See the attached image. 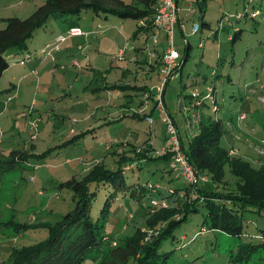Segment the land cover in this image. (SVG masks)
<instances>
[{
  "label": "rangeland",
  "instance_id": "1",
  "mask_svg": "<svg viewBox=\"0 0 264 264\" xmlns=\"http://www.w3.org/2000/svg\"><path fill=\"white\" fill-rule=\"evenodd\" d=\"M23 2L25 0H0V28L5 25L4 18L11 15L26 18L38 4L33 6L34 3L26 2V5L23 6L21 5ZM193 6L195 10L196 4H193V0L180 1V12L182 10L185 27L184 30H180V28L175 30V45L182 57L186 47L184 34L188 35L193 31L195 15ZM263 7L264 2L262 1L260 8L263 13L255 19L249 20L248 17H242L224 21L225 24L236 22L243 29L242 36L236 42H232L227 39L228 33H232L233 30L232 28L228 30V25H225L227 29L217 31L215 38H208L207 34L215 32L221 19L226 20L224 15L236 14L239 11H245L246 8L249 11L252 9V3L250 0H208L206 9L211 12L212 23L215 25L210 29L204 27L199 33L195 35L192 33V36L188 37L192 45L188 62L182 71H177L178 73L169 80L165 91V103L167 102L168 111L172 116L176 110H179V100L186 101L179 94L190 92L191 86L188 85L197 75L211 72L216 68L215 78H208V81L202 83L198 88L204 89L206 84H216L215 89L218 91L216 93L220 101L218 115L222 119L225 129L220 145L229 150L230 156L242 157L257 170L264 166ZM85 14L88 17L77 20L85 28L90 23L101 22L107 25L113 23L112 21L106 23L108 20L104 16L95 18L90 17L91 12H85ZM118 19L113 15L110 16V20ZM125 25L128 32L134 29L130 34L129 44L124 34L127 31L124 33H122L123 31H120L121 33L107 32L106 37L112 38V40H105L102 45H98L95 41L80 47L79 43L82 39L80 37L70 39L72 36L61 42L60 50L67 44L75 43L76 49L73 55H76L75 59L80 62V65L73 64L74 58L61 61L59 56L56 57L57 51H55L54 57L47 54L42 56L32 72L28 71V66L23 65L22 67L19 62L5 70L0 77V159L3 158L1 153L8 155L12 150L27 151L32 157L33 153H42L53 145L63 142L71 131V119L80 120L89 116L85 110L92 114L91 117L95 120L106 114L105 110L109 109L107 105L99 110L93 108L102 103V100L95 98V84L90 80L96 74L103 75L110 70L107 78L108 80L112 78L111 81H113L114 74L117 73L116 70L121 72V70L127 69L125 55L129 53L134 41L133 33L137 30L138 25L134 19H128ZM218 35L219 37H217ZM164 37V33L161 32L160 41ZM211 40H213V44H211ZM148 43L152 44V41ZM121 50H124V56L121 55ZM27 54L28 61H30L29 59L33 58L34 54L31 52ZM155 64L158 66V63ZM152 67L154 68V65ZM68 70L69 72L65 73ZM24 73L27 74L21 76ZM77 75H79V81L76 82ZM126 76L127 74L121 75L119 81L126 83ZM152 77L154 82L148 81L150 89L160 83V81L158 84L155 82L157 81L156 74ZM129 83L133 84L134 81H129ZM133 89L130 85L126 86V90L129 92H133ZM122 90H125V87L118 88L114 85L111 91H115L117 96H121ZM146 93L144 91L142 95L144 100L149 99L145 97ZM139 113L149 114V111L147 108L141 107ZM212 113L216 115V112ZM64 115L66 116L65 120H63ZM147 116L144 118L145 121ZM151 116L153 123L160 120L158 113ZM175 117L178 115L175 114ZM144 120L141 122L128 120L129 124L120 127L117 132L131 135L133 127L136 125L147 128L148 124ZM160 139V137L157 138L158 141ZM143 142L139 143L142 149L145 147L144 143H149ZM184 143L187 145L188 141L185 140ZM123 144L124 147L128 145L127 142ZM96 145L99 147L95 152L99 151V153L95 156H91L92 154H89L88 150L78 148L69 152V161H65V155L47 158L41 162L42 165H39L36 160H30V163L26 160L25 169H20L21 171H12L8 174L0 172V264L8 258L12 248L36 243L47 236L46 230H36L30 228L29 225L48 220L55 221L61 215L74 209V193L71 188L62 186L61 183L72 177L82 179L84 170L89 171L94 165L101 163L99 159L95 158L103 157L105 145L103 146L101 143ZM114 152L110 160H106L107 167L116 166L119 156L116 150ZM169 164L170 162L168 163L166 160L150 161L135 173L128 171L126 173L127 182L132 184L139 180L141 183L149 181L152 184L161 182L163 185H169V183L182 185V179L170 182L169 175L162 167ZM163 173L167 175L166 178H163ZM202 174L206 175L208 180L199 179L200 187L219 188L217 184L210 182V176L207 173ZM225 180L226 183H218V185L222 187L223 184V189L228 190L237 188L236 179L231 174L229 167H226ZM111 192H114V188L111 186L101 185L99 187L91 209V216L94 220L99 219L101 209ZM118 196L111 202V215L104 231L115 235V240H118L133 234L140 226L149 228L145 225L144 217L139 216L141 211L129 193L119 192ZM205 218H207V209L200 206L198 212L190 215L188 220L174 231L172 237L164 241L160 250L161 259L163 254H166L167 264H231L230 251L236 249L244 237L209 230L208 225L204 223ZM16 223L25 226L19 234ZM143 233L144 236L149 237L152 231L145 230ZM113 243L116 245V242ZM99 254L98 252L91 254L90 259L83 264L98 263L97 261L102 256Z\"/></svg>",
  "mask_w": 264,
  "mask_h": 264
},
{
  "label": "trees",
  "instance_id": "2",
  "mask_svg": "<svg viewBox=\"0 0 264 264\" xmlns=\"http://www.w3.org/2000/svg\"><path fill=\"white\" fill-rule=\"evenodd\" d=\"M156 1L43 0L26 18L18 16L4 18L5 25L0 28V77L9 68L11 62L21 63V60L27 57V53L22 56H18L17 53L27 51L38 31L45 29L52 21H62L71 28L80 27L77 20L86 15L85 12L105 18L113 15L121 20L143 21L133 33V36H137L142 31L146 33L153 31ZM207 2L208 0H197L202 28H208L210 25L205 20ZM260 11H256V15L252 13V17L263 13ZM248 13L246 8L245 11H240L229 18L226 16L230 14L224 15L226 20H220L212 36L224 28V21H230L232 18L240 19ZM242 34L243 29L236 30L232 33L230 41L236 42ZM191 50L192 45L187 42L185 54L181 58V67L177 71L183 70ZM207 74L197 75L191 81L188 85L191 86L190 92L182 95L186 101L180 99L178 108L186 114V128L191 134L187 145L182 141L183 150L195 168L201 173H207L210 182L217 184L218 189L202 188L198 185L199 181L190 183L183 178H178L183 180L182 185L175 183L163 185L161 182L152 184L149 181L141 183L139 180L129 184L126 175L128 171L135 173L141 170L144 164L153 160L169 161L170 154L156 155L160 149H155L150 141L143 142L145 146L143 149L141 145L135 143L131 148H126L123 146L124 141H118L116 151L119 158L116 166L110 168L104 163H98L84 174L82 179L72 177L62 182V186L71 188L74 193V209L55 221L48 220L29 225L36 230H46L47 236L36 243L12 248L8 258L1 264H83L95 252L102 255L96 264H167L166 254H163L161 259L162 244L172 237L174 231L187 221L190 215L198 212L200 206L207 209L204 223L208 225L209 230L244 237L236 249L230 251L231 264H264V166L259 170L254 169L247 160L230 156L229 150L220 145L225 129L218 115L219 96L216 95V111H212L213 106L209 100L198 103L209 86L216 88V84H206L204 89L198 88L208 81V78H215L217 69L214 68L209 75ZM142 89L147 93L152 90L146 87ZM215 91L218 92L217 89ZM194 92H198L199 95L195 96ZM212 112H216V115ZM178 130L182 139L179 127ZM87 134L88 132L79 134L42 153H35L36 155L33 153L32 157L27 151L12 150L8 155L1 153L3 158L0 159V172L8 174L23 170L26 160L29 161L28 163L30 160L40 163ZM125 142L128 143L129 140ZM162 167L166 169V166ZM226 167H229L236 179L237 188L234 190L223 189V184L226 183ZM168 169L170 171V168ZM171 175L170 182H173L177 178L172 172ZM166 177L167 175L164 174L163 178ZM218 183H223L222 187ZM101 185L113 187L114 192H111L106 199L99 219L94 220L91 209ZM119 192L129 193L135 200L133 202L141 211V214L138 211L139 216L144 217L145 225L149 228L140 226L133 234L116 241L115 235H110L104 230L111 215V202L119 197ZM16 225L19 234L25 226L21 223ZM145 230H151L152 234L149 237L144 236ZM113 242H116V245H113Z\"/></svg>",
  "mask_w": 264,
  "mask_h": 264
},
{
  "label": "crops",
  "instance_id": "3",
  "mask_svg": "<svg viewBox=\"0 0 264 264\" xmlns=\"http://www.w3.org/2000/svg\"><path fill=\"white\" fill-rule=\"evenodd\" d=\"M43 0H25V2H23L21 5L25 6L26 2H31L34 3V5H37L33 8V10L30 11V14L42 3ZM129 0H126V2ZM180 1L179 0V8H180ZM262 1L264 2V0H250V2L252 3V9L249 10V13L246 14V16L244 17H248L249 20L255 19L257 16L262 15V13L258 14L255 17H252V13L255 14L256 11H260V6ZM193 4H196V8L194 10V6H193V10H194V23L193 26L196 22L200 23V9L199 7L197 8V0H193ZM264 8V7H263ZM248 9V8H247ZM240 12V11H239ZM238 12V13H239ZM262 12V10L260 11ZM237 14V13H236ZM89 15V14H87ZM179 24L177 25V28H180V30H184V18L182 15V10L180 12L179 9ZM230 15H234V14H230ZM14 16V15H11ZM84 17H88L86 15L83 16ZM90 17H101L102 16H95V15H90ZM92 20V19H91ZM89 20V21H91ZM106 20H108L106 23L112 21V25H107V24H102L101 22H97L96 24H92L90 23L86 28L83 27L80 23L79 26L86 32V34H81V35H74L72 36V38H76V37H80L82 40L80 41V47L83 46L87 43L92 44L93 42H97L98 45H102V42L105 40H112V38H107L106 37V33L109 31H114V32H118V33H124V31L126 32L127 28L125 25V22H127L126 20H110V17L106 18ZM205 20L207 22H209V27L207 29H210L211 27H213L215 25V23H212V19H211V12L209 10L206 11L205 14ZM141 20L137 21V25L141 24ZM228 25V30L230 28H232V33H234L236 30L240 29L241 27H239L237 25L236 22H230V24H225ZM224 25L223 29H227L225 28L226 26ZM251 27V25H250ZM69 29V25H67L66 23H63L62 21H52L45 29H40L38 31V33L35 35V37L32 39L31 43L29 44V48L27 49V51L24 52H19L17 53L18 56H22L25 53L31 52L33 53V58L30 59V61H27L25 64L20 63V65L23 67L24 66H28L27 69L29 72H32L33 68H35V66L38 64V62H40L39 60L41 59V57H44V52L43 49L46 48V46L50 43H53L55 38L63 33L66 32ZM203 28L200 27L199 32L202 30ZM134 29H131V32ZM121 31V32H120ZM116 32V33H117ZM131 32L124 33L126 35V40L128 42V44L130 43L131 39H130V34ZM152 31L150 32H140L137 36H133L134 41L132 42V46L130 48V50L128 51V55H125V60L127 62V69L119 72L118 70L117 73L115 72L114 77H113V81H111L112 78H110V80H108L107 76H109L110 74V70L107 71V73L102 74H96L91 80L90 82H94L95 86H94V91H96V94H94L95 98L97 100H102L100 104H97L95 107H93L96 110L101 109L102 107H104L105 105H107L109 107V109H106V114L104 116H102L99 119H93L91 116L92 114H89L86 110L85 113L87 115H89L88 117L85 118H81L80 120H75L74 118L71 119L70 121V125H71V131L69 132V134L67 135V138L63 141L60 142L56 145H60L76 136H78L79 134L88 132L87 135H85L84 137L76 140L73 144H71L70 146H68L67 148H64L62 150H59L56 154H52L50 157H54L57 158L58 156L61 155H65L66 159L65 161H69L70 159L68 158L69 156V152L77 150L78 148H82L83 150H88L89 154H92L91 156H95L97 153H99V151L95 150L97 149V147H99L98 143L103 144V146L105 145V154L103 155L102 158H95V159H99V161L101 163L106 164V160H110L111 155L114 154L115 150L117 149L116 145L118 143V141H127L129 140L128 143H135V144H139L142 141H150V143L153 144V147L155 149H159L162 148L165 145H168L169 143V139H168V135L166 132V127L165 124L162 121V114L157 110L155 103L152 99L150 100H144V98L142 97L145 89H143L144 91H140L142 90L143 87H146L148 89H150V85L148 83V81L154 82L153 80V75L156 74L157 77V82L156 84H158V82L160 81L161 78V73H160V61H161V55L165 49V37L164 39H161L160 43L157 45H152V50L150 52H148L146 50V46L149 42V35ZM198 32V33H199ZM228 32V31H227ZM193 31H191L188 35L184 34V41L185 43L190 42L188 37L192 36ZM232 33L229 32L228 33V40H231V36ZM195 35V34H193ZM205 35V33H204ZM211 36V37H216V34H214L212 36V34H207V37ZM219 37V35L217 36ZM210 38V37H208ZM104 39V40H103ZM213 40H211V44ZM75 43L72 42V44H67L65 45L61 50H56L57 54L56 57L61 58V61H67L70 58H76V55H73L74 50L76 49V46L74 45ZM84 44V45H83ZM191 44V42H190ZM131 45V44H130ZM129 46V45H128ZM128 50V49H127ZM182 57V55H181ZM73 61V60H72ZM18 62H11V65ZM158 63V66L155 64ZM148 64V65H147ZM10 65V66H11ZM152 65H154V68L152 67ZM9 66V67H10ZM9 69V68H8ZM7 69V70H8ZM25 68V70H27ZM117 69V68H115ZM27 71V72H28ZM69 70L65 73H68ZM131 72V73H130ZM210 72V71H209ZM74 73V72H73ZM208 72H205L203 74H201V76L206 75ZM24 73L21 76H25ZM80 74V73H79ZM127 74L126 76V83L119 81V79L121 78V75ZM200 75V74H199ZM181 76V73H180ZM15 78V77H13ZM204 79V78H203ZM124 81V79H122ZM200 80V79H199ZM75 81H79V75H77V77L75 78ZM129 81H134V83H129ZM110 84H112L110 86ZM15 85V84H13ZM11 86V88L13 89L14 86ZM117 86V85H121V86H125V90H122L123 93L121 96H117V94H115V91H111L112 90V86ZM130 85L131 87H133L134 89L132 90L133 92H129V90H126V86ZM168 86V85H167ZM11 89V90H12ZM126 91V92H125ZM125 92V93H124ZM113 93V94H112ZM187 93L182 94V92L179 94L180 95H186ZM121 98V99H120ZM87 102V101H85ZM167 105V102H166ZM141 107L143 108H147L149 111V114H144V113H139ZM168 107V105H167ZM155 113H158L159 115V119L156 122L154 121V123H149L147 122V120L145 121L144 118L147 115H153ZM178 115V117H175ZM175 114H172V116L174 117L176 123L178 124V127L180 129L181 132V136H182V141L184 143L185 140L188 141L189 136H191L190 132L187 130L186 128V114L179 110L175 111ZM133 115L137 116L134 117ZM66 119V116H63V120ZM128 120H135L138 122L141 121H145L146 124H148L147 128L144 127H140L139 125H136L133 127V134L129 135V133H122V132H117V130L124 126L125 124H129ZM91 132V133H89ZM163 136V138H162ZM160 137L161 139L158 141L157 138ZM117 142V143H116ZM127 143V144H128ZM132 143V144H133ZM53 145V146H56ZM102 147V145H100ZM127 147L129 148V144L127 145ZM126 147V148H127ZM51 148V147H50ZM33 153V152H32ZM39 154V153H36ZM4 155V154H3ZM47 159V158H46ZM45 159V160H46ZM44 161V160H43ZM169 163V161H168ZM39 165H42L41 162L39 163ZM111 168V167H110ZM113 168V167H112ZM169 165L166 166V169L164 171L167 172V174L171 177V172L169 171ZM163 171V172H164ZM88 171L84 170V174H86ZM165 173H163L164 175ZM172 178V177H171ZM52 214V213H51ZM4 240V239H3Z\"/></svg>",
  "mask_w": 264,
  "mask_h": 264
},
{
  "label": "built area",
  "instance_id": "4",
  "mask_svg": "<svg viewBox=\"0 0 264 264\" xmlns=\"http://www.w3.org/2000/svg\"><path fill=\"white\" fill-rule=\"evenodd\" d=\"M179 0H157L156 1V18L155 26L151 34L149 35V42L152 41V45H157L160 43L159 36L161 32L165 36V49L161 55V79L158 86L153 88L150 93H146L147 100L152 99L156 105L157 110H159L163 116L162 121L165 124L166 132L169 135L168 145L161 148L158 154H170V164L169 168L173 175L178 178H183L184 180L195 183L199 179L207 181L206 175L202 174L195 166L190 162L187 153L183 150L182 139L179 134L177 124L170 112L168 111L167 105L165 103V91L169 80L176 75L177 70L181 67V53L175 45V30L179 24ZM257 13H255L256 15ZM232 17V15H227L226 18ZM143 23V21L141 22ZM200 23L196 22L193 26V34H197L200 30ZM86 34V32L81 27H71L66 32L59 34L53 43L48 44L46 48L43 49L44 54L54 57V52L60 49V43L67 40L69 37L74 35ZM151 43H148L146 50L150 52L152 50ZM121 55L124 56V50H121ZM30 60V59H29ZM28 61V55L25 59L21 60V63ZM160 61V62H161ZM74 65H80L78 60H73ZM214 87H208L202 100L198 103H202L204 100H209L212 103V111L217 110V93ZM150 94V95H149ZM194 95H199L198 92H194ZM149 123H153V118L151 115L146 117ZM156 153V154H157ZM158 186V185H157Z\"/></svg>",
  "mask_w": 264,
  "mask_h": 264
},
{
  "label": "clouds",
  "instance_id": "5",
  "mask_svg": "<svg viewBox=\"0 0 264 264\" xmlns=\"http://www.w3.org/2000/svg\"><path fill=\"white\" fill-rule=\"evenodd\" d=\"M182 58V57H181Z\"/></svg>",
  "mask_w": 264,
  "mask_h": 264
}]
</instances>
